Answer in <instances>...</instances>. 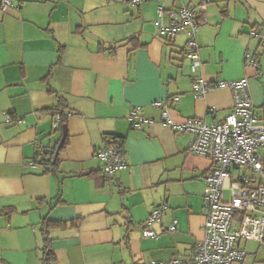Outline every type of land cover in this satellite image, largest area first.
I'll use <instances>...</instances> for the list:
<instances>
[{
	"label": "crops",
	"instance_id": "obj_1",
	"mask_svg": "<svg viewBox=\"0 0 264 264\" xmlns=\"http://www.w3.org/2000/svg\"><path fill=\"white\" fill-rule=\"evenodd\" d=\"M202 1L13 0L0 12V264L189 261L202 238L211 162L188 152V134L160 124L154 102L176 121L211 125L230 110L231 91L195 99L194 79L246 78L264 117V48L249 35L264 31V0H209L192 72L186 37L162 39L153 22L158 4L177 11ZM245 53L258 70L244 65ZM134 108L154 123L133 128ZM59 112L62 142V128L52 127ZM113 139L127 167L105 178L94 154ZM61 145L54 167L35 162ZM162 205L158 238H143L144 221ZM173 221L177 231L164 232ZM237 246L245 257L232 264H264V238Z\"/></svg>",
	"mask_w": 264,
	"mask_h": 264
},
{
	"label": "built area",
	"instance_id": "obj_2",
	"mask_svg": "<svg viewBox=\"0 0 264 264\" xmlns=\"http://www.w3.org/2000/svg\"><path fill=\"white\" fill-rule=\"evenodd\" d=\"M131 3L140 6L142 0H131ZM208 3L209 0H203L197 8L182 6L177 11L165 9L161 4L156 7L153 24L159 37L166 40L178 35L186 37L184 56L191 61L192 72L200 66L196 36L200 23L206 21L204 14ZM11 8L13 0H0V12ZM249 35L258 38L264 48V31L253 30ZM244 65L258 70V62L250 53L244 54ZM223 89L231 91L232 106L221 121L211 125L200 119L176 121L166 104L160 101L153 104L160 111V124L176 134H188V152L208 159L211 169L203 178L207 193L202 238L195 244L189 261L171 258L167 262L150 261L148 264L239 263L244 260L245 253L237 246V241L261 242L264 238V117L253 106L246 78L213 82L196 78L192 83L195 99ZM172 100L177 101L176 98ZM214 109L211 107L210 111ZM5 119L9 120L7 116ZM128 122L135 129L154 123L142 116L139 108L130 112ZM59 123L60 116L55 114L52 127L58 128ZM94 157L101 163L105 178L127 167L125 152L118 140L99 149ZM165 209L162 205L152 210L142 226L143 238H158L153 225L161 222ZM176 231L175 221L164 228L166 233Z\"/></svg>",
	"mask_w": 264,
	"mask_h": 264
},
{
	"label": "trees",
	"instance_id": "obj_3",
	"mask_svg": "<svg viewBox=\"0 0 264 264\" xmlns=\"http://www.w3.org/2000/svg\"><path fill=\"white\" fill-rule=\"evenodd\" d=\"M59 116H60V123H59V128L58 129H61L63 126H64V123H65V116L63 115L62 112H59L57 113ZM115 141V139H113ZM118 142L121 144V141L118 140ZM62 145L60 147H57L54 151L50 152L47 157V159H45V157L42 159V160H39V161H35L37 162L40 166H43V167H48V169L54 167L55 165V153L61 149ZM47 169V170H48ZM45 169V171H47ZM50 252H47L45 254V257L47 258V261L50 259Z\"/></svg>",
	"mask_w": 264,
	"mask_h": 264
},
{
	"label": "water",
	"instance_id": "obj_4",
	"mask_svg": "<svg viewBox=\"0 0 264 264\" xmlns=\"http://www.w3.org/2000/svg\"><path fill=\"white\" fill-rule=\"evenodd\" d=\"M62 135H63V137H62L61 142L64 140V137H65V126L62 127ZM56 155H57V152L55 153V157H56ZM263 163H264V159H263Z\"/></svg>",
	"mask_w": 264,
	"mask_h": 264
}]
</instances>
